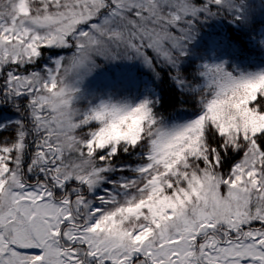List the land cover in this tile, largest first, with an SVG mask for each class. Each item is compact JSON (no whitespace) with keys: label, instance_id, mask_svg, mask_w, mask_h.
I'll use <instances>...</instances> for the list:
<instances>
[{"label":"snow or ice","instance_id":"snow-or-ice-1","mask_svg":"<svg viewBox=\"0 0 264 264\" xmlns=\"http://www.w3.org/2000/svg\"><path fill=\"white\" fill-rule=\"evenodd\" d=\"M0 264H264V0H0Z\"/></svg>","mask_w":264,"mask_h":264}]
</instances>
